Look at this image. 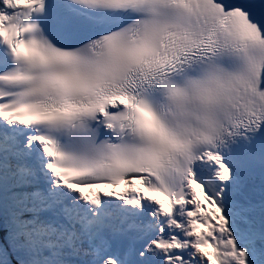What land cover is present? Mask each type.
I'll return each instance as SVG.
<instances>
[{"label":"snow or ice","instance_id":"snow-or-ice-1","mask_svg":"<svg viewBox=\"0 0 264 264\" xmlns=\"http://www.w3.org/2000/svg\"><path fill=\"white\" fill-rule=\"evenodd\" d=\"M0 264H264V0H0Z\"/></svg>","mask_w":264,"mask_h":264}]
</instances>
